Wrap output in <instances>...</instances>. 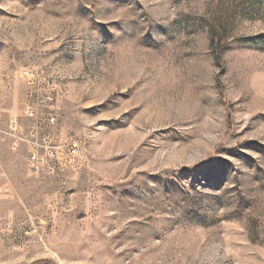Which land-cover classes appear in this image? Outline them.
<instances>
[{"label":"rangeland","instance_id":"obj_1","mask_svg":"<svg viewBox=\"0 0 264 264\" xmlns=\"http://www.w3.org/2000/svg\"><path fill=\"white\" fill-rule=\"evenodd\" d=\"M0 264H264V0H0Z\"/></svg>","mask_w":264,"mask_h":264},{"label":"built area","instance_id":"obj_2","mask_svg":"<svg viewBox=\"0 0 264 264\" xmlns=\"http://www.w3.org/2000/svg\"><path fill=\"white\" fill-rule=\"evenodd\" d=\"M24 73H26V72H24ZM49 121L52 122V121H53V118L50 117V118H49Z\"/></svg>","mask_w":264,"mask_h":264}]
</instances>
